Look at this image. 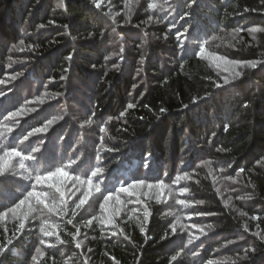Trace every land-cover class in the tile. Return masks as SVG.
Segmentation results:
<instances>
[{
  "label": "trees",
  "instance_id": "1",
  "mask_svg": "<svg viewBox=\"0 0 264 264\" xmlns=\"http://www.w3.org/2000/svg\"><path fill=\"white\" fill-rule=\"evenodd\" d=\"M226 32L240 35L229 55L257 67L238 66L242 75L222 86L203 52ZM28 105L18 122L11 113ZM61 113L51 132L33 136ZM0 138V152L14 144L22 153L9 162L32 164L33 181L61 168L66 190L76 177L89 188L39 264H264V0H0ZM137 181L163 190L144 199V227L118 217L112 235L89 201L124 198ZM48 185L20 175L0 185V217ZM18 224L0 227V244L10 239L25 255H3L31 264L33 230Z\"/></svg>",
  "mask_w": 264,
  "mask_h": 264
},
{
  "label": "rangeland",
  "instance_id": "2",
  "mask_svg": "<svg viewBox=\"0 0 264 264\" xmlns=\"http://www.w3.org/2000/svg\"><path fill=\"white\" fill-rule=\"evenodd\" d=\"M259 29H253L250 31V36L253 37L256 34H258ZM240 37L239 33L236 34V32H226L219 34L215 36V39L210 43L212 44L210 48H206L203 52L204 57L209 60V63L212 67L216 68L217 71H220V76L222 77L223 82L220 84L222 86H228L232 82H234L236 79H238L240 76H235V73L237 70L239 71V68L237 69L238 65L235 64L236 61H243L240 59L232 58L228 52L232 53L233 50H235L233 45L235 44V41L237 38ZM227 80V83H226ZM34 92L37 93L34 85H32ZM96 88V84H91V89ZM26 93L28 94L27 90L25 89ZM67 92V91H65ZM65 93L61 94L62 96ZM55 98L59 97V94H54ZM83 103L88 104L87 101L90 99V94L82 95ZM48 98V97H47ZM51 100V99H50ZM49 99L43 100L37 102V105H45L48 106L51 105V101ZM79 101V100H78ZM81 105L79 109L76 110V116L80 115L82 113V109H85L86 107ZM61 106H64V104H61ZM24 107V106H23ZM21 108L16 113H19V115L14 116V118L17 119L18 122L21 121L22 115L29 114V105L25 106L24 108ZM32 110V109H31ZM52 114V113H50ZM66 115H63L61 113L60 115L57 114L54 118H52V121L48 123L44 128H46L45 131L51 132L57 124L61 123L63 117ZM13 133L16 135L18 142L21 143L23 140H21L20 137L13 131ZM39 132H35L33 136H40L38 134ZM64 141H67L68 139L66 137L63 138ZM3 139L0 138V142H2ZM28 141V140H26ZM14 147H17V145H14ZM24 148V147H23ZM25 149V148H24ZM39 151V150H38ZM4 152H7L5 150H2L0 152V157H3V160L0 161V185L2 184H11L12 181L17 178L20 175V178L24 181H30L32 183H36V177H34L33 181L31 179V176L29 172L33 170L34 168H30L32 164H29L27 159L25 162V166H21L14 163L9 162L14 160L17 156H4ZM36 152V151H32ZM38 155L35 154V158H37ZM15 161V160H14ZM23 165V164H22ZM15 174L13 175V173ZM21 172V174H20ZM58 176V177H56ZM56 177V178H54ZM64 178L62 175H54L53 177L46 179L48 185V191L40 192L44 193L45 195L37 198L35 196L28 197L27 201L28 204L20 205V207H16L17 205L12 206L10 209L15 208V212L9 211V213H4L3 215L8 214L7 217H0V227H6L8 223L13 222L14 220H18L19 224L17 225V229L20 230V224L24 223V228L20 231L25 230L24 232H29L30 230H33L34 238L31 242V250H30V261L31 264H39V261L41 260V257L44 255V251L48 249V246L51 247V245H59L61 241L56 240V236L58 234V224H60L61 221L67 222L69 220L64 219L65 215L71 210L69 209L72 202L78 203L80 199H83L85 197V194L87 195L89 191V188L85 184H81L80 181L75 182V188H70L66 190V186H61V181ZM80 180V179H79ZM42 181V182H44ZM148 185H151V187H148ZM163 189L159 184L155 183H138L133 185L131 188H129V191H127L124 195V198H121L122 195H115V196H109L107 203L105 204V200H101L100 197H96L97 200H91L89 201L92 204H101V208L103 210L104 215V226L108 230V232L111 231H118L119 228L117 226V223L115 222L116 218H125L126 216L128 218H134L142 227L146 225V222L150 215V209L147 208V203L145 202V198L148 196L153 195L155 192L159 193ZM63 193V195H61ZM105 197V196H104ZM89 196L87 195V202ZM39 199V202H38ZM123 201V202H122ZM104 202V203H102ZM3 212H1L2 214ZM118 213V214H117ZM21 221V222H20ZM41 227H44L45 231L52 232L53 235L46 236L44 232H41ZM195 232V231H194ZM193 232V233H194ZM79 235L77 238V244L80 246L82 244L81 240L83 239L84 232L79 231ZM112 235H118L120 233H112ZM191 237V236H190ZM193 239L197 238V236H193ZM10 241V239H9ZM12 242L9 243L7 249L11 250L12 253L19 254L20 257H24L25 253L21 252V250L17 249V247L12 246ZM222 246V245H221ZM49 247V248H50ZM228 244H224L222 246L223 249L228 248ZM39 249V251H37ZM28 255V256H29ZM214 264V261H210L208 263L203 264ZM0 264H8L6 260V255L1 256Z\"/></svg>",
  "mask_w": 264,
  "mask_h": 264
},
{
  "label": "snow or ice",
  "instance_id": "3",
  "mask_svg": "<svg viewBox=\"0 0 264 264\" xmlns=\"http://www.w3.org/2000/svg\"><path fill=\"white\" fill-rule=\"evenodd\" d=\"M99 6H100L99 4H96V7H97V8H99ZM148 7H149V8H155L156 5L150 3V4L148 5ZM40 27L43 28V27H45V26H44V25H40ZM214 39H215V37H214ZM23 43H24V41L21 40V41H20V44L22 45ZM13 47L15 48V47H17V45H13ZM121 51H123V49H121ZM201 52H203V49H201ZM67 59L71 60L72 57L69 56ZM141 62H143V57L141 58ZM235 64L238 65V66H246V67H251V68H256V67H257V62H255V61H236ZM117 70H118V68H117ZM141 71H142V69H141ZM241 75H242L241 72H236V73H235V76H237V77H238V76H241ZM14 78H15V77H13V79H14ZM61 79H64V77H61ZM226 83H227V80H226ZM128 107H129V108H134L135 105H134V104H129ZM11 115H12V116H17V115H19V113H11ZM86 123L91 124L92 121H91V120H88V121H86ZM6 130H7V131H10V129H6ZM45 130H46V128H38V129H36L37 132H43V131H45ZM29 135H31V133H29ZM24 139H25V140H28V137L25 136ZM21 155H22V153H21L20 151H18L15 147H12V148L10 149V151L4 152V156H21ZM28 158H34V157H28ZM2 160H3V157H0V161H2ZM73 163H75V161H73ZM21 166H23V165H21ZM101 171H102V169H100V168H97V169H96V172H101ZM57 174L62 175V176H65V177L68 176V173H66L63 169H61V168H57L55 173H53V172H48V174H47L46 177H45V176H37V177H36V181H37V183H40V182H42V181H44V180H46V179H49V178H51V177H53L54 175H57ZM95 174H96V173H93V175H95ZM185 175H187V174H185ZM75 180H76V181H79V177H76ZM80 183L83 184V183H85V182L81 181ZM137 183L142 184L143 181H137ZM129 187H132V185H130ZM148 187H151V185H148ZM121 191L127 192V191H129V189H128V188H123V189H121ZM182 191H185V192H186L187 189L185 188V189H183ZM43 195H45V194H44V193H40V192H35V191H32V192H29V193H28V197L35 196V197L39 198V197H41V196H43ZM61 195H63V193H61ZM109 198H110L109 196H105V197H104L105 204L107 203V201H108ZM26 200H27V197L25 198V200H21V201H20V204L17 205L16 207L18 208V207H20V205L25 204V203H26ZM38 202H39V199H38ZM86 202H87V195L85 194V197H84L83 199H80L79 202L76 203L75 207H76L77 209H80V208H81ZM181 203H184V202L181 201ZM196 203H197V204H203L204 201L200 200V201H196ZM15 210H16V209L13 208V209H10L9 211L15 212ZM75 214H76V213L73 212V215H75ZM117 214H118V213H117ZM93 219H95V217H93ZM253 219H256V217H253ZM177 220H179V218H177ZM68 223H72V221L69 220ZM87 223L90 225V224L92 223V220L87 221ZM23 228H24V223L22 222V223L20 224V230H22ZM209 228H211V225H209ZM172 230H173V232H175V225H172ZM40 231H41V232H44V234H45L46 236H51V235H53L52 232H47V231H45L44 227H41ZM142 231H143V229H142ZM201 231H203V230L201 229ZM79 234H80V233H79V229H77L76 232H75L73 235L78 236ZM258 235H259V234H258ZM241 239H243V237H241ZM260 239H261V240H264V236H260ZM187 242H188V244H192V243H193V238H192V237H189V239H188ZM9 243H11V241H9ZM77 247H79V245H77ZM5 251H7V249H6L2 244H0V255H3V254L5 253ZM37 251H39V249H37ZM253 251H254V249H253ZM178 255H179V253H177L176 255L172 256V257H171V260L175 261V260L177 259V256H178ZM247 255H248V253H247V251H246V252H245V257H242L241 259L246 258Z\"/></svg>",
  "mask_w": 264,
  "mask_h": 264
}]
</instances>
